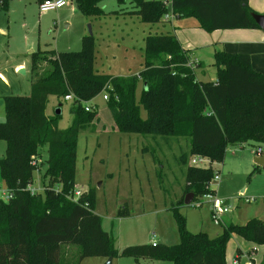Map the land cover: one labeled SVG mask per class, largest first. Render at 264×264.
<instances>
[{
  "label": "trees",
  "instance_id": "1",
  "mask_svg": "<svg viewBox=\"0 0 264 264\" xmlns=\"http://www.w3.org/2000/svg\"><path fill=\"white\" fill-rule=\"evenodd\" d=\"M102 0H74L77 11L88 20L108 13ZM128 1L142 23H165L170 13L176 20L194 19L205 32L221 29H258L247 0H116ZM8 0H0L7 7ZM114 13H119L117 10ZM255 13V12H254ZM260 29V28H259ZM176 36L147 34L142 49L143 70L135 76L100 74L93 69L92 34L82 38L78 51L36 50L30 54L32 82L29 95L3 96L5 119L0 140V179L9 198L0 197V264H60L62 245L79 247L78 256H129L136 260H164L171 264H226L225 249L232 235L254 245H264V221L253 217L244 224L228 222L220 233L208 237L186 229L181 208L171 206L179 243H147L115 248L92 211L90 197L72 199L75 183L76 143L83 131L92 133L97 122L91 102L107 94V106L117 132L155 140L188 139L189 153L223 160L228 147L247 143L264 145V76L253 70L247 54L213 52L214 80H200L192 59ZM142 84L139 98L137 81ZM70 95V100L65 96ZM57 106L69 102L72 116L67 128H58L61 114H47L48 98ZM91 102V103H90ZM89 105V110L85 106ZM145 111L141 117L140 109ZM185 153V152H184ZM41 191L32 186V174L40 170ZM186 154L181 156L184 164ZM264 168V167H263ZM255 164L251 173L261 170ZM184 193L200 201L207 192L212 169L187 166ZM221 224V223H220ZM74 264V263H73ZM254 264V262H252ZM258 264H264V255Z\"/></svg>",
  "mask_w": 264,
  "mask_h": 264
},
{
  "label": "rangeland",
  "instance_id": "2",
  "mask_svg": "<svg viewBox=\"0 0 264 264\" xmlns=\"http://www.w3.org/2000/svg\"><path fill=\"white\" fill-rule=\"evenodd\" d=\"M39 1L9 0L6 9L0 6V122L5 119L3 96L29 95L33 78L31 52L52 49L56 52L78 51L82 38L88 35L87 25L90 24L94 71L112 76H135L143 70L145 36L149 33H173L165 17L162 19L165 23L153 25L143 24L135 14H113L120 5L116 0H102L100 7L104 12H110L109 16L91 20L77 13L70 14L74 0L46 12H39ZM166 2L169 4L170 0ZM122 7L131 10L128 1L121 4ZM196 51L202 53V65L195 69L196 77L213 80L214 51L209 46ZM141 88L138 80L136 99ZM102 95H97L91 101L96 107L98 119L93 132L83 131L77 138L72 199L76 200L80 195L90 197L92 211L100 216L101 228L114 240L115 248L120 250L153 241L164 245L179 243L173 211L169 207L178 205L180 200L184 201L189 193L183 191V171L187 166H193L191 160L196 156L208 161L207 168L212 169V175L220 169V181L210 179L209 183L211 181L213 197L226 201L229 211L218 214L217 222L211 217L205 203L187 208L189 232L202 231L208 237H213L228 222L244 224L251 217H264V180L257 173H251L249 162V158L253 160L256 156V143L228 147L223 160L218 162L206 155L189 153L186 138L156 137L153 140L141 135L119 133L114 128ZM48 99V114L51 115L58 102L54 97ZM68 104L64 102L60 107V129L67 128L72 119ZM140 115L145 117L143 108ZM4 151L5 143L0 140V158ZM183 154H186L184 164L180 161ZM37 163L41 165L40 170L33 172L31 185L41 191L40 172L45 165L41 158ZM4 190L0 180V197ZM229 246L232 247L226 253L227 264H232L235 255L238 256V264L246 263L240 250L251 251L254 247L252 259L255 263L264 255V246L246 242L238 236L230 237ZM78 255V246L62 245L60 264H105L108 259L104 255ZM111 258V264H171L164 260H136L129 256L114 255Z\"/></svg>",
  "mask_w": 264,
  "mask_h": 264
},
{
  "label": "crops",
  "instance_id": "3",
  "mask_svg": "<svg viewBox=\"0 0 264 264\" xmlns=\"http://www.w3.org/2000/svg\"><path fill=\"white\" fill-rule=\"evenodd\" d=\"M100 2H99V5L101 4ZM128 4H129V2H128ZM247 4L255 13L262 14L264 12V0H247ZM7 6H8V3H7ZM131 6L132 5L129 4L128 8H131ZM6 8H4V9H6ZM125 9H126L125 7L121 8V4H120L114 10V11L117 10L119 13L113 12V14L118 15V16L129 15V13L126 11H130V10H125ZM131 10H132V8H131ZM72 13L73 14L77 13V14L81 15L77 11V9L75 7V3L73 5L72 9L70 10V14H72ZM106 13L109 14L110 12H106ZM108 14L105 16H102L101 18H105L106 16H109ZM191 19L192 18L184 19V20H176V19L172 18L169 21L170 22L169 25L171 26V29L173 30V34L178 39L182 48L192 51L191 55L194 57L192 59H194L196 61L199 60L200 62H202V59H201L202 53L198 52L196 50L199 48H202L204 46L211 47V50H213V51L215 49H219V50H223L227 53L247 54L250 58L251 68L264 76V36H263L262 31L259 28L258 29H221V30H214L212 32H205L204 30L197 28L196 21L192 22ZM143 24H146V23H143ZM191 27H193V28H191ZM143 45H144V39H143ZM48 110H49V99H48V103H47V107H46V113L47 114H48ZM256 146H263V145L257 144ZM255 157H257V156H255ZM249 162H250V167L252 168V165L254 163L250 158H249ZM219 172H220V169H219ZM254 173H257L258 177L260 179L264 180V168L263 167L261 170L256 171ZM3 186H4V184H3ZM4 189H5V186H4ZM190 203H191V208H194L193 204L195 202L190 201ZM187 210H188L187 208H181L180 209V213L185 216L186 229H187V216H186ZM209 211H210V209H209ZM251 218H253V217H251ZM261 220L264 221V217H262ZM235 224H243V223H235ZM216 234H218V233H216ZM233 236H237V235H232V237ZM246 242H248V241H246ZM151 243H155V242L153 241ZM258 246H264V245H258ZM231 247L232 246H229V241H228V243L226 244L225 257H226V253L231 249ZM238 251H239V249H238ZM254 251H255L254 247L251 251L240 250V252L243 253V256H245V258L247 260L245 264H252V262H253L252 254ZM263 252H264V249H263ZM261 259L258 262H260ZM233 260H236L238 263V256L235 255ZM258 262L257 263L254 262V264H258ZM225 263L227 264L226 258H225Z\"/></svg>",
  "mask_w": 264,
  "mask_h": 264
},
{
  "label": "built area",
  "instance_id": "4",
  "mask_svg": "<svg viewBox=\"0 0 264 264\" xmlns=\"http://www.w3.org/2000/svg\"><path fill=\"white\" fill-rule=\"evenodd\" d=\"M69 2H70V0H41L38 3V10H39V12L56 10V9L62 7L63 5H65ZM163 2H164V4H167L166 0H163ZM164 17L167 20L168 18H171V15H170V13H167V14H165ZM64 98H65V100H70L71 96L67 95ZM102 98L104 100H106L107 94H103ZM89 109H90L89 105H86L85 110L88 111ZM263 152H264V145L263 146H256L255 151H254L256 156H260ZM191 163L193 166H197V167L207 168L209 166L208 161L205 158H203L202 156L194 157L191 160ZM220 178H221L220 172L216 171L212 175L211 180L218 182V181H220ZM210 183H211V181H210ZM210 183H209V185H207V192L205 194H203L200 201H196L193 204V206L198 207L200 204L206 203L209 206L211 217L218 222L219 219H217V215L227 213L229 211V207H228L226 201L213 197V189H211ZM34 190L35 189L31 186L30 191L34 192ZM76 195H77V193H76ZM1 198H3L4 200H7L9 198V194L6 193V191H4L2 193ZM232 264H238V263L236 260H233Z\"/></svg>",
  "mask_w": 264,
  "mask_h": 264
},
{
  "label": "water",
  "instance_id": "5",
  "mask_svg": "<svg viewBox=\"0 0 264 264\" xmlns=\"http://www.w3.org/2000/svg\"><path fill=\"white\" fill-rule=\"evenodd\" d=\"M250 15L253 18V20L255 21V23L258 25V27L260 28V30L262 31L263 36H264V12L262 14L252 12V13H250ZM87 30H88V34H92L90 24L87 25ZM60 113H61L60 106H57L55 109V114L58 115ZM252 161L255 165H257L259 167H264V152L260 156L254 157ZM191 199H192V194L188 193L184 198V201H183L184 204L188 205L190 203ZM111 260H112V258L108 257L105 264H111Z\"/></svg>",
  "mask_w": 264,
  "mask_h": 264
}]
</instances>
